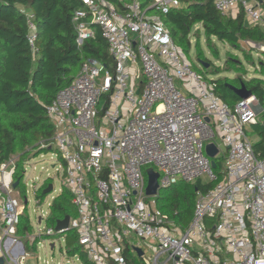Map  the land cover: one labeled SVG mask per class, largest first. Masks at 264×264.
Returning a JSON list of instances; mask_svg holds the SVG:
<instances>
[{"label": "built area", "instance_id": "1", "mask_svg": "<svg viewBox=\"0 0 264 264\" xmlns=\"http://www.w3.org/2000/svg\"><path fill=\"white\" fill-rule=\"evenodd\" d=\"M81 2L84 7L72 17L76 43L99 28L109 61L86 58L46 107L54 125L55 169L63 183L58 194L69 192L75 215H69L66 228L49 226L42 233L38 225L46 216L41 210L28 237L72 229L94 264H129L125 237L130 233L151 240L152 261L142 256L139 243L133 244L134 253L142 250L137 255L143 264H264V155L254 152L246 130L258 120L255 96L223 101L214 82L191 68L163 19L182 5L179 0H153L151 11L138 0L124 2L123 9L107 0ZM263 5L264 0H214L223 14L241 6L250 26L264 27ZM29 27L28 43L35 50L32 22ZM208 143L216 148L212 157L205 150ZM220 151L225 173L219 179L210 160ZM15 160L0 162V258L5 264H24L27 254L17 226L28 199L16 191L20 180L12 185ZM147 167L158 172L159 188L178 180L200 181L202 174L213 183L196 189L185 226L149 198L158 190L146 194ZM45 184L46 179L34 194ZM41 199L35 195L36 203Z\"/></svg>", "mask_w": 264, "mask_h": 264}, {"label": "trees", "instance_id": "2", "mask_svg": "<svg viewBox=\"0 0 264 264\" xmlns=\"http://www.w3.org/2000/svg\"><path fill=\"white\" fill-rule=\"evenodd\" d=\"M107 1L117 9H123V3L130 0ZM138 1L142 7H148V11L152 10L150 5L153 0ZM179 1L182 5L171 8L163 15V19L172 39L185 53L190 48L191 33L196 35L200 29L208 45L215 38L235 49L244 44L249 47L252 44L264 46V27L248 25L241 6L233 14H223L215 8L214 0ZM83 7L81 0H0V162L15 157L14 177L20 181L26 161L41 150L53 149L54 125L46 107L56 92L72 80L86 58H97L104 63L109 61L106 42L99 28L94 26L93 37L84 39L80 45L76 43L72 17L76 9ZM27 13H32L33 18L29 19ZM29 22H32L36 33L35 50L27 39ZM196 24L199 26L194 29ZM195 45L198 46L197 39ZM261 51L264 53V50ZM197 56L203 58L199 49ZM237 59L226 57L224 66L235 71L241 70V62ZM212 81L215 92L230 104L239 97L229 84L239 86L243 82L251 95L255 96L259 105V118L251 124L255 131L252 136L253 149L256 154L264 155V77L245 79L235 75ZM215 164L217 167L216 160ZM45 185L35 190L36 197L45 196L42 194ZM162 188L169 189L168 196L164 202L157 200L156 205L179 226H185L192 215L196 189L203 188L200 181L192 184L174 183ZM70 198L66 189L53 198L46 218L52 226L58 219L71 214L73 205ZM31 232L32 226L24 210L20 215L17 233L26 248L34 250L39 238L34 237L30 241L28 235ZM71 235L73 242H67L69 249L66 253L75 255L79 253L80 245L75 233ZM78 257L83 264H94L86 253H80ZM126 258L129 264H143L142 258L136 253H128ZM0 264H4V261Z\"/></svg>", "mask_w": 264, "mask_h": 264}, {"label": "rangeland", "instance_id": "3", "mask_svg": "<svg viewBox=\"0 0 264 264\" xmlns=\"http://www.w3.org/2000/svg\"><path fill=\"white\" fill-rule=\"evenodd\" d=\"M264 8V7H263ZM264 12V11H263ZM231 13V12H228ZM199 26L195 25L194 29ZM193 29V31H194ZM196 32V31H194ZM196 39L198 40V46L195 45ZM253 48V49H251ZM201 51L203 56L202 60L209 63L207 67H204L200 62L197 56V50ZM264 49V46L258 47L255 44H252V47L248 45H241L238 49H235L228 45L225 42L219 41L215 38H212L211 45H208L205 40V34L202 29H200L197 34L191 33V44L190 48L186 53V56L190 62L191 68L197 72H201L206 80H218L223 79L224 77L232 78L233 76L240 75L245 79H249L252 76L264 77V53L261 51ZM217 51V53L215 52ZM231 56L233 58H238L241 62L242 69L239 71H235V69H227L224 66L226 61V57ZM176 83L179 81L174 78ZM253 107L255 110L259 109V105L257 100H254ZM259 118V115H258ZM247 133L249 136H254L255 131L252 129L251 125L246 127ZM218 138V136H217ZM218 144H220V150H223V145L221 140H216ZM206 147V145H205ZM220 153L213 158L217 161L218 166L214 167L213 170L220 178L225 173L224 166V157ZM55 149L50 150H41L36 155H34L29 161L25 163V174L22 177V180L19 182L16 187V191L19 193V196L22 197L24 194L26 195L28 201L25 204V213H27L29 222L32 226V232L37 229V220L36 217L42 210L44 216L46 218L49 215V203L52 198L58 194L60 188L62 187V178L60 176V172L56 171V167L59 164V161L56 162L58 156L56 155ZM55 164V165H54ZM54 165V167H53ZM146 168L143 169L146 183H147V175ZM44 179H46V183L51 182L53 184V190L43 197L39 203L35 201L34 188L39 185ZM200 183L203 185H211L209 182L208 176L206 174H202L199 178ZM185 183V181L178 180L177 184ZM190 184L195 183V181L188 182ZM180 187V185H178ZM169 189L168 188H158V193L155 196L149 197L150 199L158 200V202H164L165 197L168 196ZM193 208V207H192ZM48 213V215H46ZM70 216L75 215V209L72 207V211L70 212ZM191 218V217H190ZM52 226L51 223L47 222L45 219L41 221L38 225V230L42 233H45V228ZM36 228V229H34ZM34 229V230H33ZM72 229L64 231L60 234L48 235L39 238V241L36 244V249L30 250L26 249L27 254L23 258L24 264H83L81 259L78 257L80 253L86 252L84 247H80L79 253L75 255H68L66 251L69 249L67 246L68 243L73 242L72 238ZM37 234V233H36ZM31 241L30 236L28 237ZM125 238L129 240V248L130 253H134L133 249L134 243H139V245L144 250L143 257L152 261V257L154 254L153 249L149 246L151 243L150 239L139 240V238L134 234L130 233ZM22 239V238H21ZM54 244V248H50V244ZM125 249V248H123ZM5 264V263H4Z\"/></svg>", "mask_w": 264, "mask_h": 264}, {"label": "water", "instance_id": "4", "mask_svg": "<svg viewBox=\"0 0 264 264\" xmlns=\"http://www.w3.org/2000/svg\"><path fill=\"white\" fill-rule=\"evenodd\" d=\"M199 62L204 67H207L209 65L208 62H206L202 59H199ZM229 87L234 91V93H236L238 95L239 98L244 99V98L251 96V91L248 88H246V86L244 85L243 82H241L239 86L229 84ZM205 120H208V117H205ZM205 150H206V153L212 157L216 151V148H215L214 144L208 143V144H206ZM210 163H211L212 167L215 166V161L213 159L210 160ZM146 175H147V183H146V187H145L146 194L153 195L157 192V190L159 188L158 187V180H157L158 172L156 170H154L152 167H147L146 168ZM18 182H19V179L16 178L14 180V182L12 183L13 187H15L18 184ZM52 188H53V184L51 182H49L46 185V187H44L42 189V194H46V193L50 192L52 190ZM68 219H69V215H65L62 219H58L56 221V224H55V229L59 230V229L66 228L67 224H68ZM52 247H53V243L50 244V248H52ZM135 249H136V252L138 255L142 254V250L139 247H137ZM0 262H3V259L0 258Z\"/></svg>", "mask_w": 264, "mask_h": 264}, {"label": "clouds", "instance_id": "5", "mask_svg": "<svg viewBox=\"0 0 264 264\" xmlns=\"http://www.w3.org/2000/svg\"><path fill=\"white\" fill-rule=\"evenodd\" d=\"M48 183H49V182H48ZM48 183H47V184H48ZM47 184H46V185H47ZM46 185H45V187H46ZM43 188H44V187H43ZM48 193H49V192H48ZM46 194H47V193H46Z\"/></svg>", "mask_w": 264, "mask_h": 264}]
</instances>
